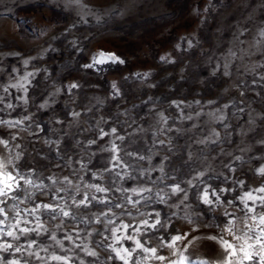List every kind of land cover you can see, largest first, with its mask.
I'll return each instance as SVG.
<instances>
[{
    "label": "rangeland",
    "instance_id": "374dc122",
    "mask_svg": "<svg viewBox=\"0 0 264 264\" xmlns=\"http://www.w3.org/2000/svg\"><path fill=\"white\" fill-rule=\"evenodd\" d=\"M99 52L114 54L123 63L106 60L102 65L86 67ZM112 80L118 82L115 90L111 87ZM76 81L80 87L70 89L69 83ZM55 87L61 91L54 97ZM4 88L8 91L4 92ZM73 93L77 97L75 104L70 103ZM0 97H3L0 119L21 121L16 127L0 125V140L7 141L9 146L25 147L27 151L17 171H44L45 184L51 183L47 177L52 173L63 176L78 170L80 163L87 162L92 153L95 155H91L85 177L93 171L112 168L108 162L111 153L99 151L111 139L98 135L101 128L110 131L115 126L125 136L123 147L127 151L147 155L153 147V133L143 134L141 139L142 134L136 130L155 124L156 114L163 111L165 117H171L165 129H173L165 130V136L172 137L176 146L173 155L167 145L164 148L159 143L154 145L156 151L163 150L169 157L163 161L164 171L152 170L141 175L140 166L149 168L148 162L127 157L132 167L116 168L114 173L128 171L135 179L120 181L113 174L100 183L107 185L115 180L114 188L117 184L129 189L139 185L153 188L151 181L157 180L155 188L169 190L173 182H179L182 189H188L189 197L181 203L184 192L168 194L165 204L159 202L155 191L145 192L143 195L151 197V203L140 210L159 212V219L163 224L167 222V226L132 235L142 239L145 246L157 247L159 254L171 261H178L181 255L189 256L192 264L201 260L222 261L226 250L207 237L223 235L239 246L242 241L232 240L227 232H222L228 221L235 219L237 228L246 222L251 229L244 228V232L252 237L246 243L252 245L248 251L254 259L244 264H264L261 259L264 249L255 239L261 234L258 217L264 215V203L260 200L264 193L258 191L264 188V174L259 171L264 168V143H261L264 141V0H0ZM93 97L106 98L105 103L101 105ZM45 102L50 106L41 108ZM88 105L93 107L86 112ZM73 108L80 111L91 131L85 132L83 124L70 126ZM100 116L108 118V123L97 126ZM186 116L193 119H184ZM181 127L193 130L175 131ZM213 128L220 133L219 139L206 145L194 143L197 138L208 136ZM91 139L97 143L88 145ZM189 152L207 160L201 163V159H190ZM69 159L71 168L66 163ZM161 162L160 155L152 157L155 168ZM208 162L213 170L201 177L198 186L189 188L183 183L196 170H204ZM165 175L167 179H163ZM90 182L97 183L93 179ZM204 188L230 191L221 194V200L213 207L201 198L196 199L197 191L201 193ZM246 193L252 195V200L242 199ZM108 195L115 201L131 193ZM20 198H24L23 194ZM44 199L33 197L36 203ZM188 204L192 207L187 208ZM89 208L92 213L107 211L99 203ZM248 208L253 211L249 212ZM132 212L136 219L124 215L122 222L130 221L136 227L140 216L135 209ZM195 212L200 215H191ZM186 215L193 224L188 223ZM40 216L49 232L20 236L18 241L0 236V244L13 245L10 250L0 251V264L10 261L62 264L51 260L52 255H66L71 258V264L81 261L123 264L109 245L135 249V243L125 238L128 235L125 230L118 233L121 239L117 243L114 238H108L110 233L103 224L85 225L71 218H64L67 225L63 232L74 235L71 226L75 224L80 231L77 243L87 244V249L67 241L61 248L49 238L53 233L63 239V232L55 228L58 221L45 211ZM252 216L257 219L252 220ZM97 231L102 234L88 236L89 232ZM181 234L191 236L193 242L185 246L181 241L174 248L166 247L172 236ZM32 240L35 243L28 248ZM16 247L23 250L16 252ZM45 248L48 250L41 251ZM88 250L95 251L97 256L87 255ZM33 253L44 259H37ZM128 264H167V261L152 259L150 254L135 250Z\"/></svg>",
    "mask_w": 264,
    "mask_h": 264
},
{
    "label": "snow or ice",
    "instance_id": "6c2138e0",
    "mask_svg": "<svg viewBox=\"0 0 264 264\" xmlns=\"http://www.w3.org/2000/svg\"><path fill=\"white\" fill-rule=\"evenodd\" d=\"M163 59V58H162ZM106 60H111L113 62L123 63L117 56L111 53L99 52L96 56L93 57V62L91 64L86 65L88 68H92L96 65H102ZM31 75V74H29ZM27 79V77H25ZM23 87V85H13V87ZM77 85L73 84L72 88H76ZM26 90V89H25ZM8 89L4 88V92H7ZM0 103H3V97H0ZM9 108L12 105H8ZM79 115V114H76ZM165 122L167 120L165 119ZM21 121L9 122L0 119V125L7 124L10 127H16L19 125ZM111 133H117L116 128H111ZM109 131H105L103 128L99 130L98 135L103 138L108 136ZM120 140L125 141L123 136L119 137ZM48 142V141H46ZM96 139L88 140V145L96 144ZM0 144L5 147L8 146V142L4 140H0ZM159 145L161 148L165 147L163 142H160ZM122 145H118L116 142L112 143V148L116 152V154L111 155V161L113 167L107 168L105 167V171L108 173V177L110 178L115 175L116 180L123 181L127 179L124 172H115L116 168H129L132 165L129 163V160L132 156H129V160H126L123 153L121 154L120 148ZM169 151V150H168ZM136 154V158L139 161H144L145 156L138 155L137 151H132ZM20 166H16L13 168L5 163L2 159H0V236H6L12 238L13 240H19L20 236H29V234H40L41 232H49V227L45 226V223L41 220L40 213L41 211L48 212L51 216V219L57 220L58 222L55 225L56 231L63 232V229L67 225V221L64 218H71L72 221H78L80 224H96V225H104L107 231L110 233V237L114 238L115 242L119 243L121 237L118 233L121 230H125L128 235L125 237L126 239L133 241L135 243V249L129 248H112L111 251L115 253V256L118 257L123 264H128L130 258H133V252L135 250H140L143 253L150 254V258L156 259L161 262L167 261V264H192V260L189 256L181 255L178 261L168 260L167 257L160 255L157 247H149L145 246L142 239H136L133 232L142 234L144 229H160L163 228V222L158 219L160 213H146L142 212L141 207H147L148 204L151 203V197H145L143 194L145 193L144 188H126L122 189L115 187V180L111 183L107 184V186H101L100 178L97 174L91 172L89 173V177H83L84 180L90 181V179L95 178L97 183H95V193H100V196H97L95 193L93 195H88L87 192L77 193L73 197V203L68 204L65 197H72L73 194L69 190H63V184H61V190H57L55 187H51L58 183L59 181L51 180L50 176L47 177L50 184L44 183V177H40L37 183H33L34 180L37 179L36 172L34 170H29L28 173L24 171H17V168ZM84 163H80L79 169H87ZM153 170H155V166H153ZM260 173L264 174V168L259 169ZM141 173H143V169H141ZM72 176H75L77 179H80L77 170H73L72 173L64 175V183H71ZM90 178V179H89ZM168 177L165 175L163 179H167ZM201 180H198L200 183ZM151 183L156 185L158 183L157 180H152ZM83 186V185H81ZM34 189V191H29V189ZM258 191L264 193V188H259ZM111 192H119L123 194L131 193V195H123L122 197L116 199L115 201L109 198V193ZM148 193H151V189L147 190ZM182 192V188L179 182H173V184L169 188L168 193H162L160 191L156 192V197L159 201H163L168 194ZM23 194V199L20 198V195ZM35 197L39 200L41 197H46V199L42 200L40 203H36L33 200ZM200 198L203 203L207 205H212L221 200V196L219 195V190L214 191L211 189L204 188L201 190ZM120 199H123V203L120 202ZM242 199L252 200V195L250 193H246L245 197ZM261 202L264 203V197L260 198ZM11 201V203L9 202ZM60 201H65V205L62 208L60 206ZM143 202V203H142ZM225 203H230V201L225 200ZM95 203H99L103 205L107 211L103 209L98 213H92L90 211L89 206L94 205ZM28 204H31V207H27ZM21 206H24L23 209ZM88 210L87 212H83L81 210ZM115 209H119L120 212L117 213ZM132 209L136 210V213L139 214L140 220L136 227H133L131 222L128 223L122 222V217L127 215L131 219H136V216L133 215ZM249 212H252L253 209L248 208ZM27 217H31L29 220ZM115 217V219H114ZM252 220H256L257 217L252 216ZM259 224L261 226L260 231L261 234L255 237L256 242L260 244L261 249H264V215H260L258 217ZM30 224L34 226H29ZM237 221L235 219L229 220L227 223V227L222 229V232H227L229 238L232 240H240L242 243L239 246H234L233 243L229 242V239H226L223 235H213L207 237V239L216 241L226 250L225 258L220 261H204L201 260L198 264H244L246 260L254 259L252 252L248 251L249 248L252 247L251 244H247V240L251 239L247 233L244 232V228H248L249 231L251 229L248 227L246 222H243V227H236ZM74 230V235L69 232H63V239H58L57 236L53 233L49 234V238L57 245L63 248L65 241L70 244L75 245L77 248L87 249V244L81 242L77 243L80 240V231L75 228V224L71 226ZM19 233V235L17 234ZM100 232H89L88 236L92 237L94 235H101ZM184 241L185 246L189 243L193 242L192 237L187 234L175 235L171 237V242L166 245L168 248L176 247L178 242ZM34 240L29 241L27 244L28 248H32ZM13 245L10 243L0 244V251H7L12 249ZM23 249L21 247H16V252H21ZM48 249H41V251H47ZM71 250V249H69ZM87 255L91 257L97 256L95 251L88 250L86 252ZM242 254V256H241ZM33 255L37 256V259L43 260V257H40L38 254L33 253ZM237 256H241L240 259H234ZM53 261H61L62 264H71V258L68 256L61 255H52L50 257ZM261 259L264 260V253H262ZM9 264H18L17 261H10ZM83 264V261L80 262Z\"/></svg>",
    "mask_w": 264,
    "mask_h": 264
},
{
    "label": "clouds",
    "instance_id": "9594fccd",
    "mask_svg": "<svg viewBox=\"0 0 264 264\" xmlns=\"http://www.w3.org/2000/svg\"><path fill=\"white\" fill-rule=\"evenodd\" d=\"M25 63L27 64L28 61L26 60ZM75 84L77 85L76 88L80 87L79 81L73 82V83H69L68 87L71 89L72 85ZM111 87L113 90L118 88V82L116 80H112L111 82ZM61 89L59 87H55V91L53 92V96L55 97L56 95H58L60 93ZM93 99H96L98 103H100L101 105H103L105 103V99H101L98 97H93ZM77 100L76 94L73 93L72 94V98L70 103L71 104H75ZM54 102V101H53ZM50 105L45 102L44 104H41L40 107L41 108H46L49 107ZM93 106L92 105H88L85 107V111H91V108ZM79 114V115H76ZM120 115H125L126 113H119ZM197 115H199V113H197ZM27 119V117H26ZM165 119H171V117H165L164 112L160 111L156 114V118H155V124H150L148 127H138L136 131H138L139 133H141V139H143V134H146L148 132H152L153 133V147H150L148 149V154L147 155H143L145 156V160L147 161L149 164V168H143V166H140L141 169H143V173H141V175H143L146 172H150L153 170V166L151 164L152 161V157L156 156V155H160L162 157V162L160 164V166L158 168H155V170L163 172L164 168H165V164L163 163L164 160H168L169 157L163 152V150L161 151H156L154 148V145L156 143H160L163 142L165 145H167L168 150L170 152H172L173 155H176L175 151H172L174 148H176L175 145L172 144V137L170 136H165V130L168 132L173 131L172 128H167L165 129V125L167 124V122H165ZM184 119H193V117L191 116H186L184 117ZM221 120L224 119L223 116L220 117ZM108 123V118L104 117V116H100L99 120L97 121V126L101 125V124H106ZM124 123H127V121H125ZM85 125L84 127V131L85 132H89L92 129L90 127L87 126V121L85 119L81 118V114L80 111H78L76 108H73L72 110V125L70 126H78V125ZM196 125H193V128H195ZM227 127V126H225ZM112 128H116L115 126H113ZM117 129V128H116ZM193 129H185V128H177L175 129L176 132L178 133H184V132H191ZM108 136L111 137V139L108 141V146H102L99 148L100 152H108L112 154H116V152L113 150L112 148V143L116 142V141H120V144L118 145H122V147L120 148V152L123 153L124 157L127 158L129 156L132 157H136V154L132 151H127L124 147H123V140H120L119 137L123 136L125 138L124 135L119 134V132L117 131V133L113 134L111 133V131H109ZM157 137H163V139H157ZM220 138V133L217 132L214 128L211 129L210 134L206 137L203 138H197L194 143L197 144H207L210 142H215L216 139ZM45 143H51V142H45ZM79 143V141H77V144ZM132 143H135V141L133 140ZM146 143V141H145ZM261 143H264V141H261ZM88 144V141H87ZM27 151V149L25 147H22L20 144H16V145H11V146H7L5 147L4 145L0 144V159H2L5 163H7L9 166L16 168V166H20L21 165V161L24 159V153ZM91 155H95V153H92ZM91 155L89 156V160L87 162H85L84 164L86 166H88V163H90L91 161ZM189 158H197V159H201V163H203L204 160H207V157H203V158H199L196 157V154L194 152H189ZM138 160V159H137ZM111 161V156L108 158V162L110 163ZM139 161V160H138ZM31 162V161H30ZM67 165L69 168H71V161L69 159V161H66ZM212 166H211V162H208L207 165H205L204 170H196L195 171V175L192 176V178L190 180H186L183 181V183L187 184L189 188L193 187V186H198V180L201 179V177H203L204 175H206L207 172L212 171ZM49 172H51V169H48ZM78 174L80 176V179H72L71 183H64V175L61 176L59 173H52L50 176L51 180L53 181H59L58 183L51 185V187H55L57 190H61V184H63V190H71L73 196L72 197H67V203L68 204H72L73 203V197L77 194V193H83V192H87L88 195H93L95 193V188L94 185L95 183H92L88 180H84L83 177H85V173L88 171V167L87 169H78ZM93 173L97 174V176L100 178L101 181H106L107 177L105 176V173H107L105 171V169L103 170H96L93 171ZM125 176L127 178H131V179H135L134 176H131L130 173L128 171H125ZM36 177L37 179L33 181V183H37L40 179V177H44V171H37L36 172ZM75 177V176H74ZM93 180H95V178H93ZM83 185V186H81ZM101 186H107L106 184H101ZM117 188L122 189L123 185L122 184H117L116 186ZM136 188H144L145 192H147V190L151 189L152 192H157L160 191L162 193H168L169 190L166 189H157L155 188V185L153 188H148L145 187L144 185H139ZM219 190V195L223 194L226 191H230V189L227 188H220ZM29 191H34V189H29ZM217 191V190H214ZM182 192H184V196L181 200V203H183L184 201L188 200L189 197V193H188V189H182ZM179 193V192H178ZM178 193H174L172 195H176ZM123 194V193H122ZM196 199L199 200L200 199V192L197 191L196 193ZM161 203H165L167 204V199H164L163 201H159ZM219 203V201L217 202ZM65 205V201H60V206L63 208ZM213 205V204H212ZM170 206H175V205H170ZM187 208H191L192 205L188 204L186 205ZM213 207H215V205H213ZM159 213V212H158ZM191 215L193 216H198L200 215V213L195 212L192 213ZM159 219V216H158ZM185 219L188 220L189 224H193V221L191 219L190 216H185ZM167 226V222H165L163 224V227ZM193 227L195 228V225H193Z\"/></svg>",
    "mask_w": 264,
    "mask_h": 264
}]
</instances>
